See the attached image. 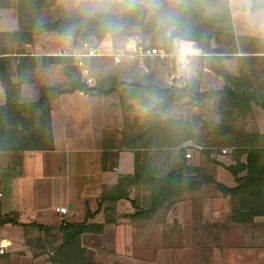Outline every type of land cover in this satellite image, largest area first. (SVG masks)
Returning <instances> with one entry per match:
<instances>
[{
  "label": "trees",
  "instance_id": "1",
  "mask_svg": "<svg viewBox=\"0 0 264 264\" xmlns=\"http://www.w3.org/2000/svg\"><path fill=\"white\" fill-rule=\"evenodd\" d=\"M140 0L135 6L125 8L120 6V15L100 13L94 16L74 15L63 16L54 21L41 23L35 17L41 12L56 6V0H0V10H15L19 21L16 32L0 33V42L34 44L37 37L45 32L55 33L58 37H71L77 42L91 43L92 40L103 42L108 37L117 36L120 32L140 29L152 32L163 40V46L169 48L177 40L181 47L190 53H234L241 51L249 54L256 47L264 48V40L249 36L236 37L234 34L232 14L228 0H184L172 8L169 19L155 24L148 19L147 12ZM172 30L168 36V31ZM222 45L212 48V43ZM6 49V48H2ZM43 62L49 65L65 64L72 66L69 58L48 57ZM159 62V61H156ZM163 65L165 62H159ZM219 75L225 82L221 91L196 93L192 87L185 90L170 89L165 84L158 85L156 79L149 75L135 76L133 83L116 84L107 89L98 85L88 88L79 77L77 85L67 87L63 91L55 87H43L40 99L33 103L20 98H8V86L3 84L7 101L0 106V152L48 151L53 148L52 130L50 124V97L55 94L80 90L87 93L110 95L116 93L120 106L125 108V102L138 100L148 111L152 100H157L158 109L175 104L184 99L202 98L214 100L223 113L233 110L237 116L249 114L250 102L255 100V93L248 89H235L234 78L227 72ZM230 84V85H228ZM264 110L263 103H255ZM185 125V126H184ZM190 126L178 120L156 118L146 122L140 129L139 137L146 142L145 150L135 152V170L130 176H119L117 184L105 187L98 200V210L87 212L82 223H65L58 227L45 226L32 222L19 223L11 215L0 211V228L6 226L32 229L39 233V244L43 240L52 239L54 245L47 262L51 264H97L89 261L87 250L82 245V236L86 234L102 235L104 225L91 224L102 206L105 211L112 209L122 200L130 201L137 212L128 218L152 219L162 209L187 200V195L193 196L206 184L213 185L224 197L233 202L230 221L247 227L256 218L264 217V137L257 136L262 143L255 140L249 132L238 131V149L233 151V165L218 166L229 172L235 182L233 188H228L203 174L200 166L189 165L188 147H182L185 142L194 139L187 136ZM155 147H151V146ZM245 158L242 161V158ZM161 161L159 166H152V161ZM142 185L146 191L143 199H130L131 189ZM235 201V203H234ZM137 204L142 209L137 207ZM112 221L106 217L105 224ZM40 247V245H39Z\"/></svg>",
  "mask_w": 264,
  "mask_h": 264
},
{
  "label": "crops",
  "instance_id": "2",
  "mask_svg": "<svg viewBox=\"0 0 264 264\" xmlns=\"http://www.w3.org/2000/svg\"><path fill=\"white\" fill-rule=\"evenodd\" d=\"M229 4L232 13V5ZM11 17L17 21L15 15ZM12 18L11 24H13ZM1 21L2 15H0V33L19 30V24L11 30H2ZM233 27L236 37L249 36L264 40L262 33L238 32L234 20ZM56 42L60 43V41ZM8 44L11 45L5 50L0 46V106L7 101L3 84L8 86L10 100L20 98L22 101L35 103L40 99L43 87H55L63 91L67 87L77 85L78 77L83 81L82 71L73 63L72 66H68L49 65L43 62L44 58L54 57L53 55L60 51L58 47V50H50L43 46V42L36 44L9 42ZM109 44V42H101L97 47L104 53L111 54L113 50L108 47ZM208 58L223 59L218 61L209 59L208 65L204 67L202 93L223 90L225 82L219 75L220 72H227L234 78L235 89L240 91L248 89L251 93H255L256 99L250 102L251 111L245 115L247 128L244 131L249 132L256 138L255 140L262 143L257 136L264 137V110L255 103L264 102V48L256 47L249 54L241 51H234L232 54L217 53ZM105 61L110 63V67L102 71L98 70V65ZM145 62L156 61L141 62L132 58H123L120 63H115L111 57L105 56L87 59L85 64L89 73L94 76L95 87L100 85L107 89L116 84H132L133 76L137 73L148 74L150 69ZM49 104L52 150L0 152V192L3 195L0 200V211L2 214L14 216L23 224L36 222L58 227L63 222L82 223L88 211L98 210V200L105 187L115 186L119 176H130L134 173L135 152L146 149L144 146L146 142L140 139L139 134L141 127L147 122L148 110L138 100L126 101L125 108L122 109L116 93L101 95L85 92L84 95H80V90L76 89L51 96ZM149 112L153 113V111ZM225 115L229 116L228 112H225ZM225 122L224 126L229 130L227 120ZM233 131L238 132L236 125ZM229 135L231 134L225 135L224 150L238 149L239 145L233 144L237 142L235 134ZM160 164L159 160L152 161V166ZM216 181L228 188L235 186V182L226 185L219 178ZM141 188L142 185L137 189H131V200L143 199L144 193ZM194 195L195 197L199 195L201 200H205L202 194ZM193 196L187 195V200L184 202L189 206L190 213L193 205L188 199ZM178 206L179 204L172 205L170 211L176 223L178 214L176 216L174 211ZM61 207L67 209L66 216L56 212V209ZM137 207L143 208L138 204ZM136 212L130 201L122 200L108 211L102 206L90 223L104 225L103 234H106L109 227H144L155 223V217L160 213L159 211L153 216V221L128 218ZM107 216L112 223L105 224ZM263 219L264 217L256 218L250 227H261L264 223ZM97 236L92 234L82 236V245L87 249L88 254L91 249L86 241L90 239L94 242ZM25 248L22 246L21 251ZM25 253L26 255L15 257L12 264H38L28 251ZM88 259L91 261L89 257Z\"/></svg>",
  "mask_w": 264,
  "mask_h": 264
},
{
  "label": "rangeland",
  "instance_id": "3",
  "mask_svg": "<svg viewBox=\"0 0 264 264\" xmlns=\"http://www.w3.org/2000/svg\"><path fill=\"white\" fill-rule=\"evenodd\" d=\"M183 1L143 0L142 5L147 12L148 19L155 24H161L162 21L169 19L172 8ZM228 1L232 5L231 14L238 32L264 34V0H253L252 4L248 0ZM93 5L94 0H56L54 8L41 12L35 19L44 23L63 16H94L104 13L90 11ZM109 13L120 15V6L114 5ZM0 15H2V30H11L18 26V18L14 21L11 17L12 15L17 17L15 10H0ZM11 18L13 24L10 23ZM171 31H168V36ZM154 37L152 32L132 29L129 32H120L117 36L108 37L103 42L110 43L108 47L112 48L114 54L126 53L127 48L133 45L189 52L187 48L181 47L177 40L173 41L171 47L166 48L160 38L152 41ZM38 42H43V46L50 50L58 47L60 51L79 47L83 43L71 37L60 38L52 32H45L37 37L34 43ZM91 43L97 47L101 42L92 40ZM10 45L7 41L0 42L2 48ZM221 46L212 43L213 49ZM212 54L217 53L201 52L200 56L194 57L189 63L188 87H192L196 93H202L203 70L208 65L209 59H214L213 61L223 59L208 58ZM145 63L150 69L149 73H137L133 76V80L135 76L151 74L158 85L164 86L170 71L169 65L159 62ZM109 67L110 63L105 61L97 68L102 71ZM90 76L94 78L91 73ZM151 100L152 105L149 111L153 113L146 111L147 122L159 118L178 120L188 124L190 131L187 136L194 137L182 146L189 148L187 153L191 157L188 163L200 166L204 176L208 179L212 178L216 181L219 178L226 185L233 184V176L217 163L226 166L233 165L234 150H224L226 147L224 138L227 133L231 134L229 136L235 134L237 142L233 144L239 145L238 135L237 132L234 133L236 130L233 131V127L236 125L238 131L245 130L247 128L245 115L239 113L236 116L233 110L227 109L229 116H226L223 111L219 110V104L216 101L204 98L201 100L184 99L162 110L157 108L159 101ZM225 120H227L229 130H226L224 126ZM244 160L243 157L242 161ZM141 189L145 195L144 187ZM59 193L62 192L59 191ZM198 193L202 194L205 200H201L199 195L196 196L197 198L194 195L188 199L193 205L191 213L189 206L184 203L186 200L176 203L179 204L174 211L176 216L178 214L177 223L170 215L171 207H168L156 215L155 223L144 227H109L106 234L95 237L96 242L87 239L86 243L91 249L89 254L87 251V257L97 264H264V223L261 227H250L253 223L243 227L231 222L233 202L209 183L203 186ZM153 218L151 221L154 220ZM42 238L36 230L32 229L24 230L22 227L12 226L0 228V243H7L5 254L0 256V264H12L15 257L26 255V251L31 254L35 263L42 264V261L44 264L49 263L47 259L54 244L52 239L43 240L39 244V239ZM22 246L26 247L24 251H21Z\"/></svg>",
  "mask_w": 264,
  "mask_h": 264
},
{
  "label": "built area",
  "instance_id": "4",
  "mask_svg": "<svg viewBox=\"0 0 264 264\" xmlns=\"http://www.w3.org/2000/svg\"><path fill=\"white\" fill-rule=\"evenodd\" d=\"M202 51L197 53H190L184 51L167 50L162 47H151L147 45H133L127 48V52L119 53H104L98 47L92 43H82L79 47L62 50L56 52L53 56L60 58H69L72 60L73 65L78 67L83 73V83L88 88H95V81L90 76L89 70L85 64L87 59H92L96 57L109 56L113 59L115 63H120L123 58H132L141 62L147 60H154L159 62H165L169 65L170 71L166 77V86L174 90H185L188 87V70L190 61L196 57L200 56ZM84 91H80V95H84ZM93 93V92H92ZM264 153V147H263ZM226 152V151H223ZM187 158L191 155L188 153ZM2 193L0 192V199L2 198ZM56 212L62 216L68 214L65 207L57 208ZM66 222H63L65 224ZM7 244L4 242L0 243V256L4 255L6 252Z\"/></svg>",
  "mask_w": 264,
  "mask_h": 264
},
{
  "label": "clouds",
  "instance_id": "5",
  "mask_svg": "<svg viewBox=\"0 0 264 264\" xmlns=\"http://www.w3.org/2000/svg\"><path fill=\"white\" fill-rule=\"evenodd\" d=\"M140 0H94V5L90 9L92 12H110L114 5L131 8L135 6Z\"/></svg>",
  "mask_w": 264,
  "mask_h": 264
},
{
  "label": "water",
  "instance_id": "6",
  "mask_svg": "<svg viewBox=\"0 0 264 264\" xmlns=\"http://www.w3.org/2000/svg\"><path fill=\"white\" fill-rule=\"evenodd\" d=\"M248 1H249V3H251V4L253 3V0H248Z\"/></svg>",
  "mask_w": 264,
  "mask_h": 264
}]
</instances>
